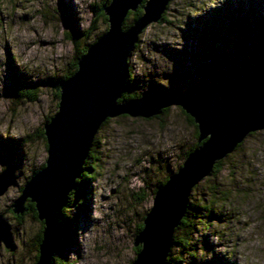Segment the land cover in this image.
I'll list each match as a JSON object with an SVG mask.
<instances>
[{"label": "rangeland", "instance_id": "1", "mask_svg": "<svg viewBox=\"0 0 264 264\" xmlns=\"http://www.w3.org/2000/svg\"><path fill=\"white\" fill-rule=\"evenodd\" d=\"M103 1L0 0V171L8 162L18 168V185L0 198V215L13 234L12 247L0 248V264L35 263L41 221L27 213L19 222L11 207L48 157L40 131L58 111L54 82L75 56L67 33L86 32L94 23L93 43L108 28L93 11ZM232 18L245 20V30ZM168 19L150 25L131 54L132 89L139 94L189 95L215 85L220 73L251 58L264 42V0H174ZM262 54L264 59V47ZM10 57L19 83H35L37 100L13 95ZM198 136L177 106L160 118L110 119L96 134L103 140L91 160L96 179L79 189L81 210L67 212L73 237L55 256L73 264H132L139 248L133 247L136 231L153 206L158 184L182 166ZM223 164L190 196L196 204L214 201L213 187L217 197H226L216 198L214 206L215 216L223 218L204 217L210 226L194 236L192 244L202 246L195 249L196 262L264 264V130L249 135Z\"/></svg>", "mask_w": 264, "mask_h": 264}, {"label": "water", "instance_id": "2", "mask_svg": "<svg viewBox=\"0 0 264 264\" xmlns=\"http://www.w3.org/2000/svg\"><path fill=\"white\" fill-rule=\"evenodd\" d=\"M171 0H106L101 11L108 28L78 61L77 71L60 81L58 111L44 125L47 160L22 188L12 212L35 205L43 222L36 264H53L62 237L61 221L101 126L119 116L152 119L179 107L197 126L198 145L182 166L157 188L133 247L132 264H167L175 230L186 215L193 189L210 176L218 162L251 134L264 130V60L222 72L219 81L183 97L142 95L122 99L129 58L142 32L160 21ZM143 14L124 29L130 12ZM18 185V168L8 162L0 171V198ZM13 234L0 215V248L12 247Z\"/></svg>", "mask_w": 264, "mask_h": 264}, {"label": "trees", "instance_id": "3", "mask_svg": "<svg viewBox=\"0 0 264 264\" xmlns=\"http://www.w3.org/2000/svg\"><path fill=\"white\" fill-rule=\"evenodd\" d=\"M146 0H144L145 2ZM174 0H171V2H173ZM106 0L103 1L102 4H100L99 6H96L93 11L96 15H99L103 18L104 24L108 23V19L107 16L104 14V12H102L100 9L103 6V4H105ZM170 2V4H171ZM170 4L168 5V7L166 8V11L163 13L160 21L158 22V24H164V23H170L169 19H168V10L170 8ZM142 6L136 11V12H130L126 18V21L124 23L123 28L124 29H128L134 21H136L142 14H143V10H142ZM243 13L240 10V14ZM234 21L236 23V26H241L244 30H245V20L242 19H237V18H232L230 21ZM147 29V28H146ZM146 29L142 32V34L146 31ZM96 30V28H94V23L92 24V26L86 31V32H80L77 29H72V32L67 33V37L68 39L73 43L74 47H75V56L73 57V60L70 63V68L68 69L67 73L65 75H63L62 77L58 78L56 80V82H54V87L56 88L58 86V84L60 83V81L69 78L70 76H72L78 68V61L79 59L85 55V53L87 52L88 47L90 46L91 42L89 43V40H91V37L94 35V31ZM107 30V29H106ZM141 34V35H142ZM141 35L139 38L138 43L135 45L134 50H136L139 45H140V39H141ZM100 36V35H99ZM96 36V38L94 39V41L99 37ZM83 41H85V43H83ZM93 41V42H94ZM89 43V44H88ZM264 47V42H262L260 44V47L258 48L257 51H253V54L251 56V58L243 61L240 65L239 64H234L233 68H238L240 66H244L247 64H256L257 62H259L260 60H264L261 56L262 54V50ZM131 57V56H130ZM9 62L11 64L12 70H13V78L15 80L14 83V91H13V95L16 97H23V98H27L30 101H35L37 100V95L36 93H33L34 90H36L37 88L34 86L35 83L33 82H21L19 83V78L17 76V71L15 68V63H14V58L10 57L9 58ZM232 68V69H233ZM221 74V73H220ZM219 74V75H220ZM220 77V76H219ZM133 78V74H132V68L130 66V58H129V71H128V76L127 79L124 83V88H123V93H122V99H133V98H138L141 97L143 94H139L136 91H133V83L134 81ZM21 84V85H19ZM211 85H206L204 86V88L210 87ZM201 88H197L195 90H199ZM169 92V91H168ZM167 93V92H166ZM148 95L151 96L150 93H147ZM56 95L59 97V92L56 93ZM186 96V94H182V93H177V92H169L168 94L165 95H157V96H153V98H162V97H183ZM171 108H167L165 109L159 116L155 117V118H160L163 115H168L169 111ZM184 113V112H183ZM187 121L190 123L191 126H193L195 128V133L196 136H198V130H197V126L194 123V120L186 115L184 113ZM52 118L49 117L46 119L45 124L47 122L50 121V119ZM110 121V119H108L101 127L105 126L108 122ZM40 135L43 139H45L44 136V129H42L40 131ZM103 140L95 137L92 147L90 149V153L89 156L83 166V172L81 173L80 178L77 180L76 182V188L75 190L71 193V197L69 199V202L67 204V206L63 209V220L61 221V240H60V248L59 251L63 252L65 251L68 246H67V242L73 237V233L69 232L70 229V224L72 223V219H70V216H68L67 212L73 211V210H81V205L83 203L82 201V196L83 193L81 194L79 192V189H81V187L85 188L87 186H90V182L94 181L96 179V164L92 163L91 160H94V154L97 150L101 149V142ZM199 146L198 143H195L185 154L184 156L187 157L189 155V153L195 148ZM241 146V144L239 145ZM238 146V147H239ZM237 147V148H238ZM45 164H43L40 168L33 170V172L31 173L30 177L33 176L34 174H36V172H38L42 167H44ZM223 160H221L220 162L217 163V165L214 167V170L212 172V174L210 176H217L223 167ZM172 170H170L168 172V175L165 177V179L160 182L157 186V188L161 187L162 185L165 184V182L168 180L169 176L172 174ZM29 177V178H30ZM28 178V179H29ZM197 187V186H196ZM195 187V188H196ZM156 188V189H157ZM22 190V188H21ZM83 191V190H82ZM156 191V190H155ZM217 194H220V192L212 187V195L214 196V201H207V202H199V203H194L191 202L189 199V205L187 208V212L185 217L183 218L180 226L175 230V234L173 237V241H172V248L170 250L169 256L167 258V264H197L196 260H197V253L195 252L197 249V247H202L201 243L197 242V243H193L192 241H194V236L197 233L198 229L200 227H204L205 229H208V227L210 226V224L205 223L204 222V217L205 218H213V219H222L223 216L221 217V215L219 216H215L216 214L214 211V206L216 204V198L219 200H223L226 199L225 194H221L224 196V198H221L222 196L217 197ZM27 213H31V215L36 219H38V214L35 208V205L31 202H27L26 203V207L24 210V213L21 215L16 216V218L19 220V222H22L25 215ZM40 222V220H39ZM41 224V229L40 232L37 236V240L35 241V247H36V259H35V263L37 262L38 259V254H39V245L41 243L42 240V232H43V228H44V224L43 222H40ZM202 224V225H200ZM67 226H69L67 228ZM143 228V223L139 226V228L136 231V235L142 230ZM68 233V234H67ZM137 252L140 251V247L138 249H136ZM187 257L190 259L189 263H187ZM195 260V261H194ZM194 261V262H193ZM53 264H73L72 261H69L66 258L63 257H57L54 255V262Z\"/></svg>", "mask_w": 264, "mask_h": 264}, {"label": "bare ground", "instance_id": "4", "mask_svg": "<svg viewBox=\"0 0 264 264\" xmlns=\"http://www.w3.org/2000/svg\"><path fill=\"white\" fill-rule=\"evenodd\" d=\"M83 168V167H82Z\"/></svg>", "mask_w": 264, "mask_h": 264}]
</instances>
